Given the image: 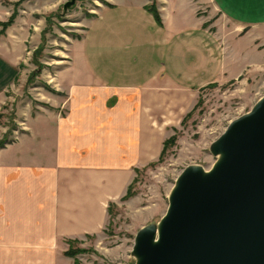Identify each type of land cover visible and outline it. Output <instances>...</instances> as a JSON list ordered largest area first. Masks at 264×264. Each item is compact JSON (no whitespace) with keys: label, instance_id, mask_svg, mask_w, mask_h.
<instances>
[{"label":"crops","instance_id":"obj_1","mask_svg":"<svg viewBox=\"0 0 264 264\" xmlns=\"http://www.w3.org/2000/svg\"><path fill=\"white\" fill-rule=\"evenodd\" d=\"M154 2L161 25L146 11L150 0L108 1L90 26L108 30L117 21L122 26L114 27L125 29L124 23H129L136 32L126 33L133 37L131 53H126L124 42L97 47L109 43L113 33H90L92 28L87 26L79 39L69 42L62 65L39 76L48 90L31 87L38 98L35 109L25 101L23 108L22 102L16 106L17 132L0 148V264H73L63 255L66 241L101 233L108 223L109 204L121 201L135 170L159 159L167 127H176L177 119L182 120L183 107L178 102L183 100V89L196 84L180 74L169 78L163 65L154 73L134 68L136 53L148 50L152 54L160 47L165 60L174 47L194 54L191 67L211 70L217 66L218 78L228 81L235 77H226L229 39L247 47L248 55L234 60L238 68L247 69L252 55L264 56V13L259 7L252 15H244L250 22L242 23L205 0L210 7L216 6L224 29L232 33H199L200 18L189 29L175 21L177 0ZM113 12L119 13L114 17ZM10 15L0 4V22ZM1 30L0 26V111L11 98L6 96L8 90L24 74L29 53L21 14ZM216 35L223 42L217 43ZM117 65L124 71L107 72ZM215 79L216 75L208 82ZM169 101L174 105L168 109Z\"/></svg>","mask_w":264,"mask_h":264},{"label":"rangeland","instance_id":"obj_2","mask_svg":"<svg viewBox=\"0 0 264 264\" xmlns=\"http://www.w3.org/2000/svg\"><path fill=\"white\" fill-rule=\"evenodd\" d=\"M69 1L0 0V4L11 14L16 9L17 14L23 16L27 27L26 47L29 51L25 54L27 66H24V74L13 90H8L6 96L11 98L0 111L4 117L0 120V141L5 139L6 143L14 139L17 132L14 113L18 103L22 102L23 108L25 106L23 102H28L32 109H35L38 98L33 96L35 90L31 87H37L40 92L46 90V85L39 76L41 74L46 76L48 72L52 73L62 65L69 42L79 39L87 26L92 28L90 21L102 8L108 6L110 0H76L74 4L65 8L64 5ZM133 2L140 3L141 0ZM16 3L18 4L15 7ZM177 3L175 21L183 23L187 29L193 27L196 18H200L202 24L199 33H232L224 29L226 24L220 21V13L217 12L216 6L210 7L205 0H177ZM210 3L217 4L220 12L226 16H236L233 18L242 23L250 22L244 15H252L257 7L264 13V0H211ZM113 13L116 17L119 12ZM113 22L109 24L108 30L97 25L90 31L98 34L113 33L109 43L97 47H115L120 44L119 42H124L126 44L123 48L126 53H131L129 42H132L133 37L126 33L136 32L129 29V23H124L125 29H119L114 26L122 24ZM215 22L220 24L216 28H211ZM226 27L231 28L229 25ZM215 38L219 40L217 43L223 42L224 39L218 35ZM228 42L232 48L226 57V66H230V73L228 75L226 73V77L235 76L229 81L218 78L217 66L211 70H205L203 66L199 70L195 68L196 65L191 67V64H194L192 58L194 54H183L174 47L165 56V60L161 59L164 49L160 47L152 54L147 50L133 56L134 68L154 73L158 66L163 65L169 78H177L180 74L183 79H189L191 83L196 84L193 87L186 86L183 89V100L178 102V105L183 107L182 119L190 111L192 114L186 118L183 125L182 120L177 119L176 127H167L166 139L175 136V143L166 149L161 159L144 168L136 169L138 171H135V181L131 183V195L112 205L110 214L108 213V223L101 233L87 236L81 241L78 240V244L72 245L74 249L84 251L71 259L72 263L75 259L79 264H136V257L133 254L136 237L142 230L157 229L166 213L169 195L181 173L192 166L209 172L219 157L212 154L211 146L224 135L234 121L248 115L264 97V56L252 55L247 69L238 68L239 65L234 64L236 62L234 60L248 55L247 47L245 44H234L233 39H229ZM220 57L217 51L216 59L219 60ZM104 64L109 62L105 61ZM123 69V66L117 65L107 72L111 70L123 72ZM34 72L36 74L32 83L27 85L29 74ZM215 75L216 79L208 82ZM204 82L207 83L203 84ZM171 105L174 104L169 101L168 109ZM174 129L177 132H174Z\"/></svg>","mask_w":264,"mask_h":264},{"label":"water","instance_id":"obj_3","mask_svg":"<svg viewBox=\"0 0 264 264\" xmlns=\"http://www.w3.org/2000/svg\"><path fill=\"white\" fill-rule=\"evenodd\" d=\"M211 152L213 168L185 169L157 229L138 234L136 264H264V97Z\"/></svg>","mask_w":264,"mask_h":264},{"label":"trees","instance_id":"obj_4","mask_svg":"<svg viewBox=\"0 0 264 264\" xmlns=\"http://www.w3.org/2000/svg\"><path fill=\"white\" fill-rule=\"evenodd\" d=\"M150 1H151V3H150L148 6H146V11L152 15L154 21H155L158 25H161V19H160V16H159L158 11H157V9H156L155 2H154V0H150ZM17 4H18V3H16L15 7L17 6ZM16 16H17V11H16V9H15V10L13 11V13L10 15V17L8 18V20H7L6 22H4V23H1V22H0V26H1V28H2L1 32H4L5 29L8 28V27L13 23L14 19L16 18ZM48 22H49V20H48V18H47V23H48ZM33 62H36V61L33 60ZM35 74H36L35 72L29 74V76H28V80H27V85L32 83L31 81H32V79L34 78ZM46 89L48 90V87H47V86H46ZM199 103H200V101L197 103V105H198ZM195 107H196V106H195ZM195 107H194L192 110H194ZM191 114H192V112L190 111L189 113H187V114L184 116V118H183L182 121H181V125L184 124V121L186 120V118L190 117ZM2 117H3V115L0 114V119H1ZM14 127H15V126H14ZM174 132H177V131L174 129ZM4 138H5V137H4ZM175 141H176V137H175V136H172V137H170L169 139H166V140L163 142V147H162V151H161V154H160L159 159L162 158V156H163L164 153L166 152V149H167L168 147H171V146L175 143ZM6 143H7V142H6ZM6 143H5V139L2 140V141H0V148H3L4 144H6ZM135 171H138V170H135ZM134 181H135V180H134ZM130 190H131V185L128 187V189H127V191H126V195H124V196L121 198V200H124V199L128 198V197L131 195V191H130ZM112 205H113V204H109V208H108V213H109V214H110V211H111L110 208H112ZM78 243H79L78 240H67L66 244L68 245V248H67V250L63 253V255H64L65 257H68V258L73 259V258H75L76 255H78V254L84 252L82 249H74V248L72 247L73 244L75 245V244H78ZM73 261H74L73 264H79L77 260L74 259Z\"/></svg>","mask_w":264,"mask_h":264}]
</instances>
